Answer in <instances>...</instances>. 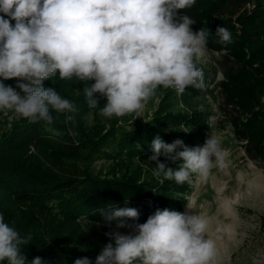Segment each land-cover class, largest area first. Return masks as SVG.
Returning a JSON list of instances; mask_svg holds the SVG:
<instances>
[{
  "label": "clouds",
  "instance_id": "obj_1",
  "mask_svg": "<svg viewBox=\"0 0 264 264\" xmlns=\"http://www.w3.org/2000/svg\"><path fill=\"white\" fill-rule=\"evenodd\" d=\"M196 0H0V111H11L30 123L52 128L53 113L74 112L75 105L55 88L43 86L59 74L61 80L88 84L83 94L90 109L104 118L143 112L159 88L183 94L202 86L196 58L207 49L212 31H194L195 20L181 10ZM12 21L15 23L13 24ZM222 44L232 34L215 29ZM15 79V86L5 81ZM101 100L104 101L101 106ZM153 175L177 185L207 180L212 168H224L220 139L210 135L203 145L189 147L180 139L151 140ZM177 149H182L177 151ZM176 163L170 167L161 162ZM178 162V163H177ZM187 208L192 210L190 204ZM107 233L95 264H217V246L206 236V219L194 212L157 209L146 222L133 207L98 209ZM120 229H128L127 233ZM21 235L0 212V264H28ZM31 264H44L41 257ZM74 264H93L87 257Z\"/></svg>",
  "mask_w": 264,
  "mask_h": 264
},
{
  "label": "rangeland",
  "instance_id": "obj_2",
  "mask_svg": "<svg viewBox=\"0 0 264 264\" xmlns=\"http://www.w3.org/2000/svg\"><path fill=\"white\" fill-rule=\"evenodd\" d=\"M256 1L249 0L245 7L252 10ZM220 54L217 51L209 53L206 49L205 54L195 61L212 73L217 67L215 83L224 79L221 68L213 58ZM43 86L55 88L75 105L74 112L53 113L55 123L64 129L60 131L68 133L73 143H88L92 148L76 149L77 154L66 153L56 148L57 140L49 145L44 142L38 144L34 138L27 136L31 133L30 129L20 128L15 134V142L11 144L10 155L32 160L35 165L43 162L65 176L79 178L91 175L117 185L111 186V189L118 198L94 203L82 214L77 212L78 207H70L67 212L69 216L63 218L62 235L66 245L95 261L103 246L109 242L105 233L115 228V224L112 228L105 225L98 209L133 207L140 212L138 222L144 223L157 209L167 208L178 212L194 211L206 219V236L213 239L217 246V264H264V162L254 161L247 156L230 118L225 115L224 98L219 87L215 88L213 95L194 96L190 105L185 104L175 90L158 89L146 102L139 117L133 113L109 119L100 116L98 109L88 107L83 94V88L88 84L61 80L57 73L45 80ZM103 104L101 100V106ZM193 110L209 113L208 126L203 125L201 130L204 139L210 135L219 138L226 157V166H214L207 180L194 175L191 184L177 185L167 180L161 182L162 177L153 175L155 162L148 161L152 153L147 148L140 145L139 151L135 148L126 150L118 145L120 137L129 133L142 136L143 131L147 130L165 138L170 137L172 141L180 139L185 145L195 147L191 133L199 131L200 127L183 123L184 120L179 121L177 117ZM160 115H172L173 118L159 124L157 120ZM21 119L13 113V120H10L0 112V140ZM160 160L170 167H176V163L167 161L163 156ZM187 204L191 205L192 210L187 208ZM22 206L23 203L19 201L17 208L21 209ZM59 209L61 215L58 211L57 216H62L64 211ZM120 231L127 233L128 229ZM26 253L22 251L23 255ZM76 259L61 258L57 263L52 256L47 257V261L53 264H74ZM27 261L31 264V259L27 258Z\"/></svg>",
  "mask_w": 264,
  "mask_h": 264
},
{
  "label": "trees",
  "instance_id": "obj_3",
  "mask_svg": "<svg viewBox=\"0 0 264 264\" xmlns=\"http://www.w3.org/2000/svg\"><path fill=\"white\" fill-rule=\"evenodd\" d=\"M248 1L196 0L193 6L181 10L182 14L195 20L192 26L194 31L200 28L212 31L207 50L212 54L216 51L221 53L219 57L213 58L221 68L224 79L215 83L217 67L212 73L206 66L197 63L203 74L202 86H190L180 95L185 104L190 105L194 96L213 95L215 88L219 87L224 98L225 115L230 118L235 135L242 142L247 156L254 161L264 162V0H257L252 10L245 7ZM218 26L226 27L231 32V43L219 42L215 34ZM177 117L179 121L184 120L183 123L200 127L199 131L191 133L192 142L195 146L203 145L205 136L201 130L203 125L208 126L209 113L193 110ZM158 118L157 122L162 124L173 116L160 115ZM51 127L60 134L55 135L47 130L43 123L34 124L23 118L0 140V212L4 214L5 221L21 235L31 236L30 243L21 250L27 252L26 258L32 261L39 256L47 264H53L47 261L48 256H52L57 263L61 258L86 256L66 245L63 239V218L69 216L67 212L71 206L78 207L77 212L82 214L94 203L118 198L111 189V186L117 185L105 182L107 180L91 175L79 178L65 176L43 162L35 165L32 160L10 155L11 144L15 142V134L20 128L30 129L31 133L26 135L34 138L38 144L49 145L57 140L56 148L66 153L77 154L76 149L86 150L85 147L89 146L88 143H73L68 133L62 132L64 129H60L55 121ZM143 133L142 136L129 133L120 137L119 147L139 151L142 145L152 153L151 140L157 133L147 130ZM160 136L168 143L173 142L170 137ZM19 201L23 203L21 209L17 208ZM59 208L64 211L62 216ZM91 260L95 264L94 259Z\"/></svg>",
  "mask_w": 264,
  "mask_h": 264
},
{
  "label": "built area",
  "instance_id": "obj_4",
  "mask_svg": "<svg viewBox=\"0 0 264 264\" xmlns=\"http://www.w3.org/2000/svg\"><path fill=\"white\" fill-rule=\"evenodd\" d=\"M5 83L15 86L16 81H15V79H13V80L5 81ZM0 112L4 116L8 117L10 120H13V113L11 111L4 110V111H0Z\"/></svg>",
  "mask_w": 264,
  "mask_h": 264
}]
</instances>
